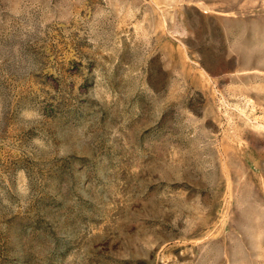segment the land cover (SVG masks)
Here are the masks:
<instances>
[{
    "label": "rangeland",
    "instance_id": "374dc122",
    "mask_svg": "<svg viewBox=\"0 0 264 264\" xmlns=\"http://www.w3.org/2000/svg\"><path fill=\"white\" fill-rule=\"evenodd\" d=\"M0 264H264V0H0Z\"/></svg>",
    "mask_w": 264,
    "mask_h": 264
}]
</instances>
